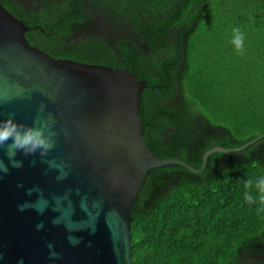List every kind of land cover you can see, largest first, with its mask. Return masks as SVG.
I'll list each match as a JSON object with an SVG mask.
<instances>
[{
    "label": "trees",
    "instance_id": "obj_1",
    "mask_svg": "<svg viewBox=\"0 0 264 264\" xmlns=\"http://www.w3.org/2000/svg\"><path fill=\"white\" fill-rule=\"evenodd\" d=\"M0 2L53 56L127 67L146 80L142 134L159 158L201 168L215 145L264 133V0ZM236 26L256 39L249 54L217 44ZM260 176L264 137L212 153L200 172L152 168L132 205L134 264H264V214L244 201L245 181Z\"/></svg>",
    "mask_w": 264,
    "mask_h": 264
},
{
    "label": "water",
    "instance_id": "obj_2",
    "mask_svg": "<svg viewBox=\"0 0 264 264\" xmlns=\"http://www.w3.org/2000/svg\"><path fill=\"white\" fill-rule=\"evenodd\" d=\"M29 29L0 2V120L13 115L31 125L37 116L51 115L58 135L44 160L63 164L68 175L58 181V171L39 154H17L23 167L13 168L0 152L9 167L0 173V264L21 259L23 264H134L132 205L152 168L179 164L200 172L212 153L243 150L264 137L235 147L215 145L204 153L201 168L180 158H159L142 134L139 110L146 80L127 67L53 56L30 42ZM30 188L40 189L49 201L43 214L31 207L19 211V205L40 196L27 195ZM64 196V222L53 224L61 215L52 210L53 197ZM84 197L88 212L81 208ZM40 222L44 227L37 230ZM66 223L74 230L69 232ZM69 235L80 243L70 244ZM49 243L58 258L50 259Z\"/></svg>",
    "mask_w": 264,
    "mask_h": 264
},
{
    "label": "clouds",
    "instance_id": "obj_3",
    "mask_svg": "<svg viewBox=\"0 0 264 264\" xmlns=\"http://www.w3.org/2000/svg\"><path fill=\"white\" fill-rule=\"evenodd\" d=\"M231 44L234 46L237 54H243L245 50V34L242 29L238 26L232 29V39ZM43 106L41 112H43ZM55 124L54 118L49 115L47 119L42 116H37L31 125L20 123L16 121L13 115H9L7 119L0 120V152H3L11 166L13 168L23 167V161L16 159L17 154H22L24 157L36 156L39 154L42 160L48 156V154L56 147V137L58 133L53 130ZM49 165V168L56 169L58 175L56 179L64 180L68 173L64 170L65 166L63 164H58L55 161L44 160ZM33 164L35 161L33 160ZM9 167L4 163L3 159H0V173H8ZM2 178V176H0ZM18 187H23V185H18ZM244 187L246 191L244 192V201L249 205H255L259 203L260 207L256 208L257 214H264V176L257 177L255 181L248 179L245 181ZM254 190V191H253ZM33 192L40 193V196L36 202L29 203L25 202L18 206L19 211L23 212L29 207L35 209L40 214H43L45 209L49 206V201L43 197V194L38 188H30L27 190V195L31 196ZM68 197H53L55 201L52 210L61 213L53 219V224H60L64 222L65 210L62 206V201L67 200ZM69 207H71V202L69 201ZM93 207H99L98 203H94ZM81 208L85 212H88L87 198L84 197L81 200ZM44 227L43 222L36 225L37 230ZM68 231L71 232L74 229L70 224H65ZM92 232H95V226L91 228ZM68 241L72 245H77L80 240L69 235L67 237ZM47 247L50 250V259L58 258V253L54 250V246L49 243ZM18 264H23L21 259Z\"/></svg>",
    "mask_w": 264,
    "mask_h": 264
},
{
    "label": "rangeland",
    "instance_id": "obj_4",
    "mask_svg": "<svg viewBox=\"0 0 264 264\" xmlns=\"http://www.w3.org/2000/svg\"><path fill=\"white\" fill-rule=\"evenodd\" d=\"M230 32V31H229ZM231 34H232V32H230ZM244 34H245V52H247V50L246 49H249L250 48V46H249V44L250 43H252V42H256V39L253 37V36H249V35H246V33L244 32ZM231 39L230 38H228V37H224L223 38V40H220L217 44H218V46L220 45V46H226V47H228L229 48V50L231 49V50H235V48H234V46L231 44ZM262 46H263V48H264V45L262 44ZM248 53V52H247ZM249 54V53H248ZM262 81L263 80V78H261V77H259V79H258V81ZM263 260H264V258H263Z\"/></svg>",
    "mask_w": 264,
    "mask_h": 264
},
{
    "label": "flooded vegetation",
    "instance_id": "obj_5",
    "mask_svg": "<svg viewBox=\"0 0 264 264\" xmlns=\"http://www.w3.org/2000/svg\"><path fill=\"white\" fill-rule=\"evenodd\" d=\"M261 257H263V255H262ZM262 259H263V258H262Z\"/></svg>",
    "mask_w": 264,
    "mask_h": 264
}]
</instances>
